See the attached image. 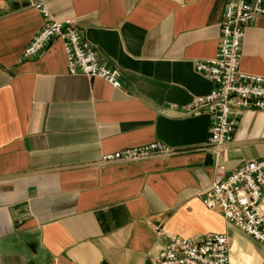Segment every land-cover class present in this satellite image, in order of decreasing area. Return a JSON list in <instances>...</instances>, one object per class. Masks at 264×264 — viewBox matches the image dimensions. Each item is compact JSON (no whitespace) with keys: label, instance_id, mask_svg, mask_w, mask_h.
Listing matches in <instances>:
<instances>
[{"label":"crops","instance_id":"1","mask_svg":"<svg viewBox=\"0 0 264 264\" xmlns=\"http://www.w3.org/2000/svg\"><path fill=\"white\" fill-rule=\"evenodd\" d=\"M69 19L121 72V88L71 75L62 41L24 58L45 19ZM225 0H0V264H146L173 237H229L231 264L264 246L208 209L212 183L264 158V111L238 115L232 142L208 144V94L194 67L218 50ZM240 68L264 76V17L248 25ZM162 142L174 150L102 164ZM259 209L264 211V198Z\"/></svg>","mask_w":264,"mask_h":264},{"label":"built area","instance_id":"2","mask_svg":"<svg viewBox=\"0 0 264 264\" xmlns=\"http://www.w3.org/2000/svg\"><path fill=\"white\" fill-rule=\"evenodd\" d=\"M35 7L45 22L25 47L24 58L41 54L53 40L59 39L69 74L99 77L114 88L122 87L120 70L98 57L95 46L71 20L54 19L44 2ZM258 16L264 17V0H225L216 55L194 61L195 70L210 80L212 89L195 97L186 110L209 115L210 145L224 147L232 142L241 111H264V76L240 68L246 28ZM173 153L172 148L156 141L106 153L100 162H136ZM263 198L264 158H261L245 162L228 176L214 181L202 201L208 209L220 212L228 222L264 246V211L259 209ZM146 264H231L229 237L225 233L206 234L196 240L173 237Z\"/></svg>","mask_w":264,"mask_h":264}]
</instances>
